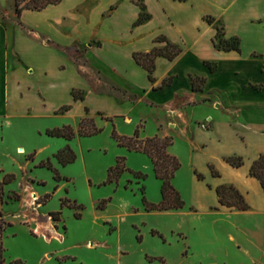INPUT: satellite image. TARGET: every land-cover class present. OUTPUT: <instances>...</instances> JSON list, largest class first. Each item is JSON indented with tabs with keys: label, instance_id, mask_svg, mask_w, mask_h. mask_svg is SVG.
<instances>
[{
	"label": "crops",
	"instance_id": "1",
	"mask_svg": "<svg viewBox=\"0 0 264 264\" xmlns=\"http://www.w3.org/2000/svg\"><path fill=\"white\" fill-rule=\"evenodd\" d=\"M139 1L150 17L134 25ZM215 24L223 26L225 38L239 39V51L214 46ZM158 35L182 50L173 59L156 57L151 81L132 53L162 45L154 42ZM72 46L81 54L80 64L62 49ZM205 61L215 64L213 71ZM190 75L205 77L201 90L192 89ZM169 76L171 81L162 85ZM102 83L110 86L101 89ZM73 89L83 90V98L74 99ZM140 104L148 109L153 126L141 138L175 131L184 139L193 198V204L186 203L187 213L200 211L214 219L241 213L218 203L215 187L226 184L243 194L247 210L264 216V190L249 175L253 159L264 154V0H60L20 14L14 0H0L2 123L59 119L44 128H77L87 108L94 120L107 122L102 114L122 121L130 134L145 122L143 114H134ZM228 155H240L242 165L228 164ZM195 171L204 178L198 179ZM177 175L172 183L183 194ZM151 211L178 213L182 207ZM238 234L228 229L227 241L236 248L241 244ZM261 237L255 234L253 242Z\"/></svg>",
	"mask_w": 264,
	"mask_h": 264
},
{
	"label": "rangeland",
	"instance_id": "2",
	"mask_svg": "<svg viewBox=\"0 0 264 264\" xmlns=\"http://www.w3.org/2000/svg\"><path fill=\"white\" fill-rule=\"evenodd\" d=\"M93 74L100 78L99 73ZM109 86L102 83L99 87ZM147 111L142 104L134 110L145 120L138 129L139 138L153 130ZM3 120L0 117V180L6 173L14 174L4 186L0 203L3 217L9 222L3 233L7 261L162 264V259L165 264H264V216L249 210L216 219L200 211L187 213L186 203L193 204L188 192L191 160L177 132L171 133L169 151L180 155L175 182L182 187L185 204L183 212L164 213L147 211L142 202V190L147 201L160 200V182L150 159L142 152L118 145L112 137L113 130L118 135L131 136L136 127L127 134L129 126L122 121L105 122L96 117L95 125L101 129L98 133H76L67 140L45 133V125L59 119L12 118L8 125ZM67 145L76 157L61 165L53 154ZM118 157L124 158L125 169L109 182L108 168L115 165ZM47 160L51 168L40 165ZM102 199L107 201L100 209L97 203ZM55 211L60 212L57 220L49 214ZM229 228L239 233L240 248L227 241ZM255 234L262 236L261 242H253ZM224 250L225 259L221 257Z\"/></svg>",
	"mask_w": 264,
	"mask_h": 264
},
{
	"label": "trees",
	"instance_id": "3",
	"mask_svg": "<svg viewBox=\"0 0 264 264\" xmlns=\"http://www.w3.org/2000/svg\"><path fill=\"white\" fill-rule=\"evenodd\" d=\"M60 0H14L15 12L20 14V12L25 9L39 10L46 7L49 4L58 3ZM140 6V12L138 17L134 21V25L142 23L150 17V14L145 11V5L142 1L138 2ZM204 20L208 23H213L214 18L211 16H204ZM216 34L214 37V46L220 50H236L239 51V39L233 37L227 39L224 37V29L220 24H215ZM155 43H163L162 45H154L148 51H134L132 56L136 63L141 65L147 72V77L149 80H154V69H155V59L158 56H163L168 59L175 58L180 52L181 47L171 42L167 39L165 35H158L154 38ZM67 52L72 59L80 64L81 54L79 50L75 47H64L62 48ZM206 65L211 71L214 70L215 64L209 61H205ZM171 81V76L165 78L162 82V85H166ZM191 86L193 90H201L205 82V77L198 75H190ZM83 90L73 89L72 95L74 99L83 98ZM68 106H65L67 108ZM86 114L79 120L78 127L76 130L69 124H64L60 127L46 128L45 133L49 136L54 137H63L67 140L71 139L76 133L82 136H91L98 133L101 129L95 125L94 118L88 115V109H85ZM100 116L107 120L113 121L112 117ZM141 124H138L134 130L133 135L125 136L118 135L114 130L112 131V137L116 139L118 145L125 146L128 150H134L137 152H142L147 155L152 163V169L154 175L157 179L161 181L160 185V195L161 198L158 202H149L146 200L143 190H142V202L144 208L147 211L151 210H170L178 209L184 206L185 202L179 193V191L174 187L172 179L175 176L176 171L180 168L181 163L178 157L169 151V147L173 143V138L171 135L160 136L158 134H153L145 138L138 137V129ZM53 157L56 161L65 165L71 163L75 159V153L67 145L59 150H57ZM123 157H118L116 163L113 166H110L107 171V181L111 182L116 180L120 173L125 169L123 164ZM224 160L233 167H239L243 163V158L240 155H228L224 157ZM41 166H46L51 168L49 160L43 161L40 163ZM210 169L213 175H218V172L213 169L210 165ZM56 173V169H54ZM195 175L198 179H203L204 176L195 171ZM249 175L258 179L261 187L264 190V154H259L256 158L253 159L250 168ZM14 178V174L6 173L3 178L0 180V203L3 202L4 196V186L8 184ZM55 178L59 179V175L55 174ZM215 192L218 197V203L229 208H234L237 210L245 211L249 208L248 202L245 200L244 196L238 189L233 185L221 184L215 187ZM106 199H102L97 203V207L102 209L106 203ZM65 202L62 201V204ZM75 205V204H74ZM78 207V206H77ZM53 219H59V211L49 213ZM79 217V214H77ZM9 225L0 209V264H25L21 259H13L7 261L4 256V246H3V233L6 227ZM152 233H157L155 230H152ZM162 264H165L162 259Z\"/></svg>",
	"mask_w": 264,
	"mask_h": 264
},
{
	"label": "built area",
	"instance_id": "4",
	"mask_svg": "<svg viewBox=\"0 0 264 264\" xmlns=\"http://www.w3.org/2000/svg\"><path fill=\"white\" fill-rule=\"evenodd\" d=\"M35 201H36V198L34 197V199H32V201H31V202H32V203H34Z\"/></svg>",
	"mask_w": 264,
	"mask_h": 264
},
{
	"label": "bare ground",
	"instance_id": "5",
	"mask_svg": "<svg viewBox=\"0 0 264 264\" xmlns=\"http://www.w3.org/2000/svg\"><path fill=\"white\" fill-rule=\"evenodd\" d=\"M22 149H19V152H21ZM34 192L31 193V195L33 196ZM34 197V196H33Z\"/></svg>",
	"mask_w": 264,
	"mask_h": 264
}]
</instances>
